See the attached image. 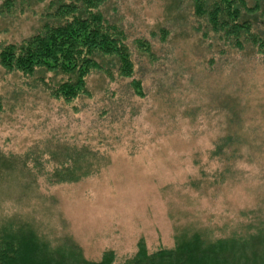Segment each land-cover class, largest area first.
<instances>
[{
  "label": "rangeland",
  "instance_id": "1",
  "mask_svg": "<svg viewBox=\"0 0 264 264\" xmlns=\"http://www.w3.org/2000/svg\"><path fill=\"white\" fill-rule=\"evenodd\" d=\"M51 1L16 0L12 15H0V44L39 32ZM259 5L245 18L264 37V0ZM101 9L127 35L145 97L114 67L112 80L90 76V99L66 105L34 78L0 66L1 152L44 154L61 142L103 157L95 175L72 184L38 176L28 187L14 174L0 184V221L30 223L54 246L69 239L86 261L113 251L116 264L141 240L155 252L174 248L181 235L212 241L257 232L264 226V55L203 38L208 24L192 0H108ZM137 39L150 43L154 62L138 54Z\"/></svg>",
  "mask_w": 264,
  "mask_h": 264
},
{
  "label": "trees",
  "instance_id": "2",
  "mask_svg": "<svg viewBox=\"0 0 264 264\" xmlns=\"http://www.w3.org/2000/svg\"><path fill=\"white\" fill-rule=\"evenodd\" d=\"M0 15H12L16 0H0ZM260 0L249 6L247 0H192L196 17L208 28L203 38L229 42L234 49L251 46L264 55V37L256 32L252 20L258 14ZM108 0H53L46 11L42 29L20 43L0 44V66L7 73L34 78L35 84L52 100L66 105L82 98L90 99L88 79L104 74L111 80L112 68L120 79L131 80L133 92L144 98L143 82L134 79L135 62L127 35L117 24L110 23L101 7ZM139 55L154 62L152 46L137 39ZM230 139L227 145L231 144ZM50 149V150H49ZM44 154L48 159L43 160ZM44 154L26 152L24 156L0 151V184L14 174L27 177L28 187L45 177L48 184L75 183L95 175L101 157L88 146L80 148L61 142L51 145ZM52 165L47 171L46 165ZM171 249L149 252L140 241L135 254L121 264H264V226L247 236L207 241L203 235H181ZM259 249V250H258ZM113 251L104 253L98 262L85 260L77 244L63 240L51 245L37 234L30 223L12 219L0 221V264H116Z\"/></svg>",
  "mask_w": 264,
  "mask_h": 264
}]
</instances>
